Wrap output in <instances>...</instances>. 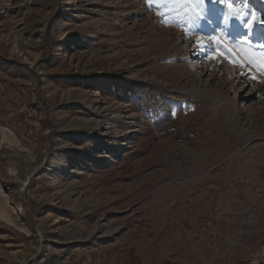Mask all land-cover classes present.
<instances>
[{
  "label": "rangeland",
  "instance_id": "374dc122",
  "mask_svg": "<svg viewBox=\"0 0 264 264\" xmlns=\"http://www.w3.org/2000/svg\"><path fill=\"white\" fill-rule=\"evenodd\" d=\"M262 44L264 0H0V264H264Z\"/></svg>",
  "mask_w": 264,
  "mask_h": 264
},
{
  "label": "bare ground",
  "instance_id": "6f19581e",
  "mask_svg": "<svg viewBox=\"0 0 264 264\" xmlns=\"http://www.w3.org/2000/svg\"><path fill=\"white\" fill-rule=\"evenodd\" d=\"M214 22H212L213 24ZM213 27V26H212ZM194 57V55H192V53L190 54V56L185 59V61L190 60L191 64H192V58ZM107 149V146L104 143H101L99 145H97L95 147V150H93V154H95V157L93 158L94 164L99 166L101 165L102 161L103 163H111L114 161L115 157L118 156L120 154V152L124 149V147L122 145H118L117 147H115L113 150H111V153L106 155L105 157L102 156V153ZM58 175L60 177H64L66 176V174L68 172L71 171V165L69 162H67V164L60 166L58 169ZM59 178V177H58Z\"/></svg>",
  "mask_w": 264,
  "mask_h": 264
},
{
  "label": "snow or ice",
  "instance_id": "6c2138e0",
  "mask_svg": "<svg viewBox=\"0 0 264 264\" xmlns=\"http://www.w3.org/2000/svg\"><path fill=\"white\" fill-rule=\"evenodd\" d=\"M148 2L151 4L154 2V0H148ZM219 2H224V0H219ZM197 4L198 6L202 7L203 5V0H197ZM229 7H232L231 3H229L228 5ZM200 16L199 13L196 14V18L198 19ZM231 17L236 18L237 20H240L241 23H244V16L242 15V10H237L234 11L233 13L230 14ZM224 24L227 25L229 23V16H225L224 17ZM249 31H251V28L249 29ZM210 40L215 41L217 45H223L226 49H227V45L225 43L224 40H221L219 37H211ZM247 43V41H245ZM195 43L197 44V46L199 47H204V45L201 43L200 40H196ZM262 47H264V44L261 45ZM262 71H264V68H262Z\"/></svg>",
  "mask_w": 264,
  "mask_h": 264
}]
</instances>
